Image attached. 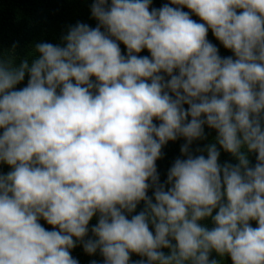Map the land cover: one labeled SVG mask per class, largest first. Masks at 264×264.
Masks as SVG:
<instances>
[{
    "label": "clouds",
    "instance_id": "1",
    "mask_svg": "<svg viewBox=\"0 0 264 264\" xmlns=\"http://www.w3.org/2000/svg\"><path fill=\"white\" fill-rule=\"evenodd\" d=\"M150 4L93 0L95 27L0 61V264H79L77 244L103 264H264V0ZM204 126L216 143L193 156ZM177 138L184 158L160 183L155 162Z\"/></svg>",
    "mask_w": 264,
    "mask_h": 264
},
{
    "label": "trees",
    "instance_id": "2",
    "mask_svg": "<svg viewBox=\"0 0 264 264\" xmlns=\"http://www.w3.org/2000/svg\"><path fill=\"white\" fill-rule=\"evenodd\" d=\"M169 0H151L149 10L151 8H159L161 5L168 3ZM93 0H0V61L10 60L14 65H19L22 60L31 62L35 58L33 46L37 42H50L57 44L61 42V36L66 33L69 26L77 22L86 23L90 27L96 26V21L91 17L90 5ZM176 7L175 5H170ZM182 11H189L187 8H181ZM239 11V10H237ZM190 16L196 22H201L197 16L190 13ZM206 39L215 45L218 49V54L221 57L231 56L230 50L224 49L223 46L213 37L211 30L208 31ZM121 54L125 53V48L122 44L119 45ZM137 55L148 56L147 50H142ZM27 74L24 80L15 85V89L22 88L27 83ZM94 79V78H92ZM167 79V77H166ZM187 107L186 105L184 106ZM153 123H159L153 121ZM2 131V130H0ZM204 138L194 140L189 145V152L195 155H205L206 152L198 151L204 149L208 144H215L216 132L213 129L204 126ZM185 143L183 138H177L175 141H168L161 148L162 156L156 163L159 182L163 183L166 179L167 170L172 165L176 158L183 159L181 156L180 147ZM219 151L218 163L221 165L225 162L235 164L236 161L231 154L225 152L217 144ZM249 166L255 164V153H248ZM10 171L9 166L0 163V174H5ZM168 186L166 185L165 188ZM149 197L152 195L150 188L147 193ZM143 208V202L137 205V208L131 215H135ZM215 210L213 211V215ZM39 223L46 229L51 230V226L47 225L42 219ZM96 223V216L89 221L88 227L91 228ZM201 223L208 228L212 227L210 218H207ZM252 227H255V221H249ZM151 230V226H150ZM91 232L85 236L88 239ZM167 254L168 249H161ZM72 257L78 260L79 264H90L91 261H96V264H103V257L97 250L96 253L88 255L83 251L81 244H77L70 250ZM217 259L219 264H231L230 259L225 255L223 258L217 257L214 252L210 253L209 259ZM146 259L137 254H130V261Z\"/></svg>",
    "mask_w": 264,
    "mask_h": 264
}]
</instances>
